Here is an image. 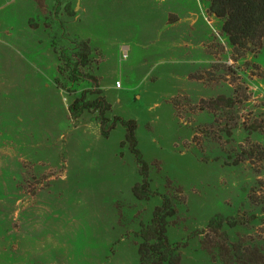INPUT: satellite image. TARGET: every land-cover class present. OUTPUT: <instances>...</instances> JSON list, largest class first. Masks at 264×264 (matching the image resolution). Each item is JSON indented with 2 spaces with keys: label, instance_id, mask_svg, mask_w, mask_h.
Returning <instances> with one entry per match:
<instances>
[{
  "label": "rangeland",
  "instance_id": "1",
  "mask_svg": "<svg viewBox=\"0 0 264 264\" xmlns=\"http://www.w3.org/2000/svg\"><path fill=\"white\" fill-rule=\"evenodd\" d=\"M61 3L0 0V264H139L136 233L162 203L134 197L122 125L106 139L96 115L70 118L59 22L90 41L108 116L136 121L152 189L182 196L167 229L182 264H223L200 234L219 214L244 216L230 243L264 253V41L232 46L211 0ZM220 96L235 107L201 109Z\"/></svg>",
  "mask_w": 264,
  "mask_h": 264
},
{
  "label": "trees",
  "instance_id": "2",
  "mask_svg": "<svg viewBox=\"0 0 264 264\" xmlns=\"http://www.w3.org/2000/svg\"><path fill=\"white\" fill-rule=\"evenodd\" d=\"M62 0H55L56 14L61 8ZM65 11L69 16H75L76 12L68 4ZM210 12L220 20H223L222 31L227 36L230 44L234 47L246 48L248 45L256 46L264 41V0H211ZM31 27L37 25L31 20ZM62 29L61 36L52 37V48L59 60L58 78L56 84L59 89L68 96L73 97V102L68 111L70 118L76 126L85 113L96 115V121L100 126L101 135L109 138L117 125H122L126 130L125 141L122 147H128L134 156L139 170L140 182L132 188V193L138 201H149L152 198L162 199L157 206L150 223L142 224L141 230L136 233L140 241L138 245L139 264H182L181 250L187 243H170L167 237L169 220L177 215V204L182 201L177 196L171 197L161 194L152 189L150 178V166L144 160L138 149L136 137L137 124L134 120H127L120 116L110 118L108 114L112 110L111 104L104 96L99 79L93 74L92 49L89 40L73 39L65 29V25L59 22ZM67 42V46H61L60 42ZM61 77L66 78L67 83L61 82ZM88 88L81 91L79 85ZM236 100L218 97L202 110H217L221 108H233ZM209 105V106H208ZM238 163V162H236ZM171 185V183H169ZM180 188H177L179 193ZM182 195V191H180ZM178 201V202H177ZM244 216L227 217L215 216L209 223L207 230L200 233L205 235L203 242L204 250L211 256L215 253L223 264H264V253L257 248L246 247L243 242L230 243L226 229H236L247 225Z\"/></svg>",
  "mask_w": 264,
  "mask_h": 264
},
{
  "label": "built area",
  "instance_id": "3",
  "mask_svg": "<svg viewBox=\"0 0 264 264\" xmlns=\"http://www.w3.org/2000/svg\"><path fill=\"white\" fill-rule=\"evenodd\" d=\"M9 2H13L14 0H8ZM118 86H120L119 82L117 83Z\"/></svg>",
  "mask_w": 264,
  "mask_h": 264
},
{
  "label": "crops",
  "instance_id": "4",
  "mask_svg": "<svg viewBox=\"0 0 264 264\" xmlns=\"http://www.w3.org/2000/svg\"><path fill=\"white\" fill-rule=\"evenodd\" d=\"M118 88V87H117Z\"/></svg>",
  "mask_w": 264,
  "mask_h": 264
}]
</instances>
